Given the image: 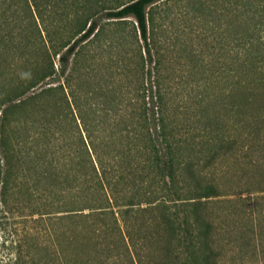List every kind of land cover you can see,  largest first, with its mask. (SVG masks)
<instances>
[{"label": "trees", "instance_id": "obj_1", "mask_svg": "<svg viewBox=\"0 0 264 264\" xmlns=\"http://www.w3.org/2000/svg\"><path fill=\"white\" fill-rule=\"evenodd\" d=\"M114 1L0 0V213L21 226L13 264H224L219 188L195 153L264 150V0H249V29L200 100L176 106L149 35L160 0ZM101 15L132 18L142 70L155 65L121 114L82 109L70 90L68 66Z\"/></svg>", "mask_w": 264, "mask_h": 264}, {"label": "rangeland", "instance_id": "obj_2", "mask_svg": "<svg viewBox=\"0 0 264 264\" xmlns=\"http://www.w3.org/2000/svg\"><path fill=\"white\" fill-rule=\"evenodd\" d=\"M128 1L116 0L111 4L116 7ZM248 2L160 0L147 8L153 15L149 35L154 60L160 62V77L171 92L174 106L177 100L194 102L200 100L197 94L204 95V87H208L209 79L214 80L222 62L221 56L232 55L238 31L249 29ZM142 44L138 42L132 18L115 22L101 15L98 33L80 48L68 66L70 90L76 93L82 109L89 102L103 114L124 113L126 101L138 96L145 71L155 72L153 61L142 70ZM57 82L65 86L63 76ZM114 102H122L123 107L115 108V112L106 111V107H114ZM208 102L203 100L202 104ZM200 111L196 107L188 113L194 117L193 113ZM178 112L183 115L185 111ZM199 150L200 146L195 154L199 156L198 165L205 179L219 188L220 196L211 204L216 218L214 237L220 253L218 260L224 264H264V150L221 155L220 149L219 152L205 149L200 153ZM211 153L218 159L207 165ZM248 196L249 200L241 201ZM14 220L18 218L0 213V225L3 224L0 264H13L15 231L21 230Z\"/></svg>", "mask_w": 264, "mask_h": 264}]
</instances>
